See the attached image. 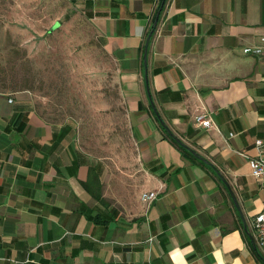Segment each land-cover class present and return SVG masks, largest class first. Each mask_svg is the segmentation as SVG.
Wrapping results in <instances>:
<instances>
[{"label":"crops","instance_id":"obj_1","mask_svg":"<svg viewBox=\"0 0 264 264\" xmlns=\"http://www.w3.org/2000/svg\"><path fill=\"white\" fill-rule=\"evenodd\" d=\"M64 1L111 55L126 137L93 154L75 126L0 88V264H264L248 162L264 54L242 51L261 43L264 0Z\"/></svg>","mask_w":264,"mask_h":264},{"label":"rangeland","instance_id":"obj_2","mask_svg":"<svg viewBox=\"0 0 264 264\" xmlns=\"http://www.w3.org/2000/svg\"><path fill=\"white\" fill-rule=\"evenodd\" d=\"M114 69L102 38L64 0H0V88L27 92L44 118L75 126L102 157L126 137Z\"/></svg>","mask_w":264,"mask_h":264},{"label":"built area","instance_id":"obj_3","mask_svg":"<svg viewBox=\"0 0 264 264\" xmlns=\"http://www.w3.org/2000/svg\"><path fill=\"white\" fill-rule=\"evenodd\" d=\"M260 44L244 45L242 51L247 54L261 55L264 54V35L260 36ZM11 100V98H9ZM198 125L210 127L214 124L212 116L207 111L199 112L194 117ZM254 145L257 153L249 157V166L251 174L259 180L260 186L264 192V132L262 136H258ZM155 196V191L143 192L142 199H151ZM252 225L256 234L258 245L264 250V208L258 211L252 220Z\"/></svg>","mask_w":264,"mask_h":264},{"label":"water","instance_id":"obj_4","mask_svg":"<svg viewBox=\"0 0 264 264\" xmlns=\"http://www.w3.org/2000/svg\"><path fill=\"white\" fill-rule=\"evenodd\" d=\"M157 22V17L156 19L154 20V25L156 24ZM149 36L150 34L147 36L146 38V42H145V47H144V52H143V56H144V64H146V54H147V43H148V40H149ZM153 110L155 111L156 115L158 116V113L156 112V109L155 107L153 106ZM161 124L165 127L166 131L168 132L169 135H171L172 137H174L177 141H179L180 143L183 144V142L174 134L170 131V129L166 126V124L164 123V121L158 116Z\"/></svg>","mask_w":264,"mask_h":264},{"label":"trees","instance_id":"obj_5","mask_svg":"<svg viewBox=\"0 0 264 264\" xmlns=\"http://www.w3.org/2000/svg\"><path fill=\"white\" fill-rule=\"evenodd\" d=\"M158 118V117H157ZM170 137V139H172L173 141H176L179 143L180 147L182 148L183 151H186V152H189L190 150L185 146L183 145L182 143H180L179 141H177L174 137H172L171 135H168Z\"/></svg>","mask_w":264,"mask_h":264}]
</instances>
